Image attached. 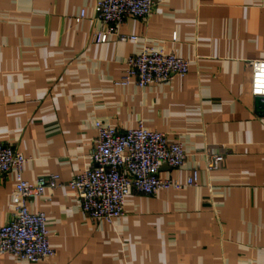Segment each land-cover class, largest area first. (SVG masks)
Returning a JSON list of instances; mask_svg holds the SVG:
<instances>
[{"label":"crops","instance_id":"1","mask_svg":"<svg viewBox=\"0 0 264 264\" xmlns=\"http://www.w3.org/2000/svg\"><path fill=\"white\" fill-rule=\"evenodd\" d=\"M146 22L96 34V0H0V143L20 153L22 178L56 174L64 185L27 202L43 212L55 254L38 263L264 264V117L254 111L250 61H264V0H155ZM84 10L85 18L74 19ZM148 47L189 61V71L144 89L115 85L126 59ZM141 123L179 140L182 168L160 177L195 187L134 193L112 225L91 221L66 186L90 164L95 122ZM222 155L206 171L210 155ZM14 171L0 178V227L13 217Z\"/></svg>","mask_w":264,"mask_h":264},{"label":"built area","instance_id":"2","mask_svg":"<svg viewBox=\"0 0 264 264\" xmlns=\"http://www.w3.org/2000/svg\"><path fill=\"white\" fill-rule=\"evenodd\" d=\"M155 0H96L95 18L109 25L106 33L96 34V42L105 43L109 34L118 41L136 43L138 37L118 33L128 19L146 22L155 9ZM84 10L74 19L79 24ZM190 63L162 50L148 47L129 56L125 69L115 85L144 89L151 84H166L187 75ZM250 93L264 97V61H250ZM96 139L90 153L91 164L77 174L66 186L74 190L81 210L91 221L109 225L124 215L126 197L137 193L151 196L160 190L195 187L198 172L193 170L184 183L160 177L162 166L182 168L186 154L179 140L169 141L166 134L150 131L139 123L135 128L120 131L97 121ZM223 156L210 155L206 171H216ZM26 159L12 147L0 143V178L14 171L16 184L12 194L13 217L0 227V255L7 254L19 261L38 263L54 256L49 243L46 216L43 212L30 213L27 202L39 197L45 189L55 190L62 185L56 174L38 177L31 185L22 178Z\"/></svg>","mask_w":264,"mask_h":264},{"label":"water","instance_id":"3","mask_svg":"<svg viewBox=\"0 0 264 264\" xmlns=\"http://www.w3.org/2000/svg\"><path fill=\"white\" fill-rule=\"evenodd\" d=\"M254 111L259 117H264V97H254Z\"/></svg>","mask_w":264,"mask_h":264}]
</instances>
